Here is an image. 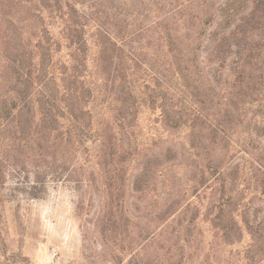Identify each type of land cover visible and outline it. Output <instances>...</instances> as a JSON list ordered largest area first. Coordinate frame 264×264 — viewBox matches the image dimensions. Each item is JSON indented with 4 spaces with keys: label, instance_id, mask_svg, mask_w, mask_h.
Listing matches in <instances>:
<instances>
[{
    "label": "rangeland",
    "instance_id": "rangeland-1",
    "mask_svg": "<svg viewBox=\"0 0 264 264\" xmlns=\"http://www.w3.org/2000/svg\"><path fill=\"white\" fill-rule=\"evenodd\" d=\"M24 1L0 0V104L1 94L14 76L7 61L9 52L26 48L32 55L38 54L36 36L43 25L52 43L62 45V51L54 55L56 61L70 60V51L61 39L62 20L48 15L47 10L56 12V7L45 9L38 17V8L50 1ZM148 1L142 5H154L150 18L155 19L158 2L169 11L186 0ZM225 2L208 0L206 4L203 17L208 16L209 6L216 17L203 35L199 51L203 70L193 83L192 101L183 92L176 96V102L186 101L189 115L194 112L178 128L168 124L174 121H165L159 103L152 110L144 102L140 127L132 135L118 131L107 109V116L96 118L100 130L95 142L86 141L82 134L66 135L63 144L48 142L51 146L39 148L26 142L14 144L8 133L0 136V264H179L182 255L183 264H264L260 263L264 249L257 246L262 231L253 232L264 216V199L257 195L259 165H264V109H258L260 97L253 85L258 73L228 76L236 47L224 69L208 61L214 35H229L238 22L220 24L219 11ZM237 4L241 17L249 12L253 0H238ZM201 6L200 0H194L192 8L183 12L197 15ZM86 12L89 10L76 5L74 16L81 19ZM177 13L170 12L163 26L176 23L181 15ZM257 25V38L241 41L244 48H254L249 62L254 69L264 63V11L258 13ZM197 28L200 32L201 24ZM177 35L185 48L190 35L183 24ZM240 38L234 36L230 41ZM148 42L143 44L148 61L172 59L169 53L166 56L157 50L155 38L149 46ZM87 66L93 69V63ZM226 79L228 91L216 96L212 88L219 91ZM215 173L223 174L226 197H232L225 214L233 213L224 215V220L234 231L226 244L212 229V222L214 226L218 222L204 218L214 197L212 185L196 198V187L205 181L211 184ZM191 202L201 213L204 242L199 247L195 242L175 247L170 232L178 221L171 220L167 228L165 214L172 206ZM240 234L242 239L234 244Z\"/></svg>",
    "mask_w": 264,
    "mask_h": 264
},
{
    "label": "trees",
    "instance_id": "trees-1",
    "mask_svg": "<svg viewBox=\"0 0 264 264\" xmlns=\"http://www.w3.org/2000/svg\"><path fill=\"white\" fill-rule=\"evenodd\" d=\"M49 1L50 4H43L38 8V17H41L45 9L56 7V12L52 8L48 9V15L58 16L62 20L61 39L70 51V60L62 63L61 60L56 61L54 55L62 51V45L59 41L52 43L45 25L36 36L35 48L38 54L32 55L26 48H16L9 52L7 61L14 75V82H11L5 94H1L0 136L8 133L14 138V144L26 142L39 148L51 146L48 142H53V145L63 144L66 135L73 137L82 134L87 138L86 141L95 142L100 130L99 125L95 124L96 118L103 119L107 116V109L110 110V118L114 119L118 131L132 135L140 127L144 102L150 104L152 110H156L159 103L161 115L165 121H174V124L168 122L174 128L186 123L188 117L193 115V111L189 115L186 101L179 99L176 102V96L183 92L189 96L191 102L195 89L193 83L199 73H202L199 51L203 46V35L216 17L215 13H211L210 6L207 10L208 16L203 17L208 0H200L202 6L199 9L200 14L197 15L183 12L184 8H192L194 0H186L169 11L164 9L165 4L160 1L157 3L155 19L150 18L154 5L152 8L143 6L145 0L131 4L127 0ZM6 2L10 4L9 1ZM29 2L30 0L24 1ZM149 2L150 0L148 4ZM186 2L188 5L184 6ZM237 2L238 0H227L221 6L220 24L227 26L234 21L238 22L234 24L235 27L229 35L226 32L223 35H214L215 42L209 52L208 61L219 69H224L231 51L236 47L238 51L228 76L238 77L247 73L252 77L249 73H258L253 85L257 97H260L257 98L258 109L263 111L264 63L257 69L251 68L249 62L253 60L254 48H244L241 41L244 38L247 42L257 38V16L264 11V0H253V6L243 17L239 16L241 9L237 7ZM76 5L89 10L82 14L81 19L74 16ZM128 7L134 10L131 11ZM170 12H181V15L176 23H168L164 27L163 20ZM182 24L190 35L189 44L185 48L184 45L181 46L177 35ZM200 24L202 30L198 32L197 26ZM234 36L242 38L233 43L230 39ZM154 38L158 42L157 50L163 51L166 56L169 53L172 59L168 57L162 63L160 58H153V62L147 60L148 53L144 52L143 44L145 40H149L148 46L151 45ZM54 44H57L55 48ZM88 62L93 63V69H89ZM153 81H156L155 84L151 83ZM228 86L229 79H226L221 82L219 91L215 87L212 90L216 96H222L228 91ZM248 105H252V102ZM258 111L257 113L261 112ZM201 116L204 117L203 112ZM33 137H37V140ZM259 166L257 195L264 199V165L260 163ZM211 180V184L205 181L196 187V198L211 189L212 185L214 197L204 218L206 221L212 218L211 222H218L216 226L212 222V229L215 236L220 235L219 238L226 244L234 231L224 220L227 214L231 216L233 213L231 211L225 214L232 197H226L227 181H223V174H212ZM165 217L167 228L171 220L178 221V226L170 232L173 246L184 248L195 242V246L199 247L204 242L205 232L199 228L201 213L195 203L185 206L180 204L174 208L172 206ZM256 227L257 230L253 232L262 231L257 241L258 249L261 250V247L264 249V216L261 220L258 219ZM242 237L240 234L234 238V244ZM183 261L184 255L180 256L179 264H183ZM261 262H264V258Z\"/></svg>",
    "mask_w": 264,
    "mask_h": 264
}]
</instances>
